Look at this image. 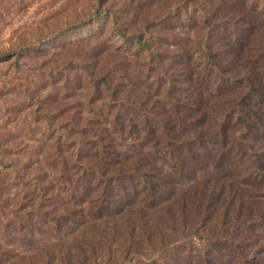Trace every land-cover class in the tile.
Returning a JSON list of instances; mask_svg holds the SVG:
<instances>
[{
    "label": "rangeland",
    "instance_id": "rangeland-1",
    "mask_svg": "<svg viewBox=\"0 0 264 264\" xmlns=\"http://www.w3.org/2000/svg\"><path fill=\"white\" fill-rule=\"evenodd\" d=\"M136 28L149 46L129 36ZM235 42L245 49L243 53L264 57V0H0V53L10 52L0 57V241L30 253L54 240L50 224L28 226L21 235L17 217L25 219L27 213L34 220L42 217L29 174H42V179L45 173L58 187L60 156L76 153L80 119L100 115L104 120L106 115L110 121L117 114L121 100L114 101L106 87L96 91L89 77L95 64L113 71V87L119 77L124 80L125 92L120 96L141 129L129 125L118 130L117 147L125 156L144 150L156 159L161 169L156 208L184 204L196 209L185 220L174 215L171 228L162 233L170 236L165 245H156L167 262L203 264L204 251L210 247L225 254L222 260L229 264L231 239L243 233L247 220L252 221L246 223V230L253 238L248 239L247 250L264 262V166L255 163L253 156L255 150H264L260 128V124L264 127V94L246 89L245 109L253 103L258 133L249 139L242 130L234 134L235 144L250 141L251 149L245 148L239 156L225 154L213 139L222 135L224 125L230 131L227 119L245 114L229 97L241 96L246 81L222 84L221 73L212 68L215 65L208 66L210 43ZM209 67L213 74L208 73ZM261 73L264 76L263 65ZM135 99L138 109L132 106ZM194 102L203 112V118L195 116L200 120L195 134L204 135L203 146L194 155L159 149L149 134L148 121L154 116L166 120L179 108V116L188 120ZM178 130L186 138L194 129L185 131L179 125ZM220 179L232 181L227 189L233 188L237 201L230 204L235 211L245 200L256 205L255 211L227 224L222 220L225 213L218 210L219 217L210 220L208 207L213 210L217 197L210 192L206 198L204 187ZM153 249L145 246L144 251L149 254ZM146 258L142 261L148 263ZM114 260L103 257L98 262Z\"/></svg>",
    "mask_w": 264,
    "mask_h": 264
},
{
    "label": "trees",
    "instance_id": "trees-1",
    "mask_svg": "<svg viewBox=\"0 0 264 264\" xmlns=\"http://www.w3.org/2000/svg\"><path fill=\"white\" fill-rule=\"evenodd\" d=\"M250 21L248 19L245 22ZM115 22L118 24V19ZM136 30L138 29H134L129 36H135L138 44L147 46V41L142 42L143 33ZM210 44L208 45L210 54L208 66L215 65L212 68H216L221 73L222 84L226 81H246V86L241 88V96L229 97V101L241 106L240 111H244L245 114L234 121L227 119L226 123L232 125L230 131L227 130V125H224L222 135L213 138L218 147L221 145L224 147L225 154L239 156L245 152V148L251 149L252 145L246 140L235 144V130H242L248 139L252 137V134L258 133L253 120L256 117L255 107L250 102L248 109H245L247 105L245 99L247 88L257 93L256 95L264 94V76L261 73L264 57L257 58L252 55V51L248 55L243 53L245 49L238 42L233 45L215 44L218 46L217 51H215L216 47ZM217 52L220 53L218 57ZM9 54L10 52H1L0 57ZM207 70L209 74L214 73L210 67ZM112 73L110 69L98 68L93 64L89 77L92 78L96 91L106 87L114 101H122L119 103L117 114L110 121L106 115L104 120L100 115L92 117L91 120L89 117L80 119L76 126L78 146L76 153L69 158L60 156L62 169L59 170L61 175L58 177V187H55L53 178L47 179L45 173L42 179V174H29L33 177L29 183L34 187L33 194L29 193V196L32 194V197H37V207L41 210L39 215L42 217L34 220L28 213L25 219L17 217L21 228L19 232H24V228L28 226L50 224L55 231L54 240L44 243L30 253H21L12 245L3 244L0 241V264H100L98 261L103 260V257H114L115 260L112 261L114 263L110 262V264H129L133 260H135L134 264H169L163 251H158L156 244L160 243L162 246L166 244V238H169L170 234L162 233L171 228L174 215L178 214L185 220L190 214H195L196 209L191 210L184 204L181 207L177 204L175 208H171L169 204L156 208V193L161 171L156 159L144 150L133 156H125L118 149L116 132L129 125H132L134 129H141V124L138 119L130 116L129 108L124 107V97L120 96L121 92H125L124 80L119 77L117 85L113 87ZM134 101L135 104L132 106L138 109V100ZM195 103L187 114L188 120L179 116L182 111L179 108L166 120L154 116L148 121L149 134L159 149L183 150L185 153L188 151L190 155H194L193 152L199 150L201 145L203 146L201 140L204 135L195 134L200 131L197 130V122L200 120H197L195 116L202 115L203 118V112L202 108ZM154 121L155 125H152L151 122ZM207 121L208 116L204 113V124ZM179 125L185 131L189 127L194 130L187 132L191 135L185 138L178 130ZM260 128L264 130L261 124ZM173 133L176 135L172 139L170 136ZM208 133L211 137V131ZM146 144L149 142L147 141ZM197 144L198 147H196ZM142 146L144 147L145 144L142 143ZM253 156L255 163L264 166L263 149L255 150ZM23 169L26 170V168ZM220 180L217 184L204 187L206 198L210 192L217 197L212 204L213 210L208 207L210 220L219 217L218 210L225 213L222 220L227 224L232 223L233 220L239 221L247 212L255 211L256 205L249 200L241 201L240 209L235 211L230 200L235 204L237 199L234 197L233 188L227 189L232 181L229 183L225 179ZM55 189L57 192H54ZM197 209L198 214H201L202 205L198 204ZM196 220L197 218L195 222ZM249 221L247 220L246 223ZM246 223L243 222L247 229L249 226ZM246 229L231 239L233 249L230 252L229 264L264 263L259 256L247 250L248 239L253 238L252 233H248ZM64 230L69 233L61 235ZM21 235L25 236L24 233ZM116 244L120 247H115ZM145 246H153L152 253H146ZM157 256L159 258H156ZM224 256L222 252L208 247L204 251L203 264H226L222 260ZM146 257L150 259V261L146 260L148 263L142 261L147 259ZM166 257L169 258V256ZM117 258H120L121 262H118Z\"/></svg>",
    "mask_w": 264,
    "mask_h": 264
}]
</instances>
